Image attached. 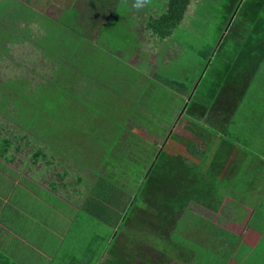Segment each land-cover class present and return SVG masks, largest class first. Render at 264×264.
I'll return each instance as SVG.
<instances>
[{
    "label": "crops",
    "instance_id": "obj_1",
    "mask_svg": "<svg viewBox=\"0 0 264 264\" xmlns=\"http://www.w3.org/2000/svg\"><path fill=\"white\" fill-rule=\"evenodd\" d=\"M217 1L191 0L186 7L185 17L191 14L189 17L193 21L194 15L197 13L202 12V16L204 14L207 16L210 10L212 11L210 9L211 6L216 4ZM30 2L50 3L60 6L61 9H59L56 19L33 9V15L36 19L33 18L32 22L26 23V29L20 28L18 29L19 33L16 32L17 36L20 35V32L27 35L29 29L32 30L30 32H35L38 29L36 37L30 35V39L33 42L29 43L27 40H19L15 43V46L21 45L24 48H31L32 51L40 49L42 52H39L41 55L32 54L31 52L28 59L25 58L22 64H18L17 61L15 64V67L19 66L20 68L18 75L17 71L14 73L15 76L31 80L32 88L30 91H33L34 94L30 93L29 99L41 100L42 98H47L51 103L50 99L52 96L47 95L49 91H46L45 88L51 86L49 82L56 75L62 77L63 75L61 74H65L70 70L72 74L75 73L74 75L79 78L75 90L77 93L79 91L78 94L83 99V96L88 94L95 85L103 87L101 83L102 75H104L105 70L109 72V70L113 69V65L109 63V58H112L117 63L128 58L127 62L129 61L130 66H128L130 69L134 72H140L144 77L154 76L151 82L159 84V90L160 86H163L162 88L167 94L166 86L160 81V78L158 81L155 78V70L158 67L155 66L154 71L149 73L139 66L143 62L139 54L134 58L132 55L129 57L121 53L134 48V45H136L134 38L129 44L126 39H124L125 43H118L112 41V36L108 32V30L114 29L108 28L110 24L108 21L114 18L115 13H117L116 19L123 17L137 19L138 23L135 24L137 25L136 27H139L136 30L137 35H139L138 41L143 42L144 39H141V35L151 36V33L145 30L147 20L160 17L165 11L167 0H162L161 2L146 0L145 6L142 8L133 7L134 0H83L82 5L78 3L79 10L77 8L78 4L71 3L69 5V0H30ZM73 2L76 1L74 0ZM94 3L100 5L99 9H97L98 7L94 8ZM120 3H123L121 8ZM161 4H164V7ZM119 10L128 16H118ZM62 20H71L72 22L67 24L72 25L70 27H67V25L63 26L65 28L56 27L55 25L59 26ZM52 22L54 29L51 30L45 24ZM1 31L7 32V38L9 37L8 40H2L1 43L3 41L4 45L5 42L10 43L13 40V36L9 33V29L8 31ZM117 31L119 30L117 29ZM126 31L123 32L124 35L129 33L128 30ZM52 34L59 36L54 43L59 49L57 51L53 47L49 53L48 50L50 49L46 48L47 52H45L37 43L44 41L47 47L50 46L47 43L50 42V38L52 39ZM70 35L72 37L74 35V41H72L73 39L70 40ZM17 36L15 38H19ZM36 41L37 43H35ZM129 46L131 49H128ZM2 47L10 50L12 46L9 45V48ZM76 47L81 49L83 58H88L89 62L93 63L94 66L89 69L96 71L97 77L92 76L87 71V67L75 70L77 69L76 65H71L72 61L69 64L66 52H69L70 49L73 51ZM19 55V58L23 57L21 56L22 54ZM81 56H77L78 61L80 58L82 60ZM14 59L12 58L15 63ZM7 61L5 59L2 60V64H6ZM39 61L44 68L36 64ZM34 68H36L35 72ZM2 69L4 68L2 67ZM43 69L46 72L40 74L39 70ZM3 71L5 72V70ZM40 79H42V83ZM35 80H38L36 86L33 85V83H36ZM91 80L93 81L90 82ZM42 84H45V86L43 87ZM43 91H45L44 95H39ZM93 93L94 89L90 94ZM82 107L87 110L88 108H93V105L85 102ZM162 129L166 130V127L164 126ZM51 141V145L46 150L49 155L45 158V164L54 166L56 172L50 174L52 181L48 182V189L40 188L35 183L33 176L28 178V180L30 179V185L23 182L26 179L23 172H17L18 174H16L14 171L12 173L7 170L5 173L6 178L10 177V175H16L13 181L14 184H20L18 192L29 190L30 198L32 197L35 200L31 206H25L24 202H19V204L16 202L14 206H0V252L4 256L0 264H87L93 257V259H99V256L101 258L103 249L110 247V245L112 246V244L119 246L125 241L129 242L131 237L143 239L148 244L159 247L158 243L153 242L154 239L159 241L163 232L162 230H155L151 226L152 218L148 215L149 207L148 209L143 208L147 212L145 214L148 215L143 221L141 219H132L133 217L129 214L130 209H125V206H131V202L134 200L133 196L137 190L135 184L132 186L133 180L130 181L128 172L123 169L120 171V166L124 164V157L132 160L135 157L127 153V148L122 147L125 153L120 154L121 156L117 154V149L107 152L103 146L100 147L99 145V143L108 142L103 137L92 140L72 139L64 141V144L62 142L56 143L53 139ZM158 141H161V137ZM231 141L236 147L232 151L233 153L230 150L228 151V145H222L223 151L231 153L230 160L226 161L225 166L218 173H214V175L210 172L206 173V177L204 176V179H200V185H197V187L202 189V194L210 195L211 199L213 198V189H224H219V193H223L225 190L227 193V189L237 190L239 189L238 181L241 180L245 182L244 184L247 187V183L252 181V184L257 189L255 193H252L254 198L251 203H246L250 205L236 206L235 211L232 206H226L224 200L229 199L228 196L220 200V202H225V206H222L221 203L220 206L212 207L196 206L197 204L194 205V203L189 205V213L193 216L186 219H183V215L180 216L175 224L176 229L178 228V236L175 237L171 230L169 235L166 234L167 236L165 235L161 239L166 241V243L176 242V244L182 245L189 255V258L186 257V262L191 264L190 258H193V261H201V264H244L237 257L238 251L236 250L239 245L245 244L255 247L262 240V232L257 230L256 227H260L261 224L264 225V217H259L255 214L257 211L264 209V206H261L264 202V172L258 171L256 167H251L250 164L246 167L243 162L239 163L238 160L240 156L242 157L241 151H246L247 142L240 138ZM117 142L122 146L131 147L127 139H119ZM151 142H147L152 147V150L148 147L150 151L155 152L156 147H161V144L157 145L156 140H153V143ZM33 144L35 145V143ZM79 147H84L81 148L80 155L76 152ZM84 157L89 159L87 165ZM37 161L31 158L30 166H26V168L30 169ZM240 166L243 170L237 171ZM257 172H262L259 180L255 178ZM139 175L142 176V172ZM55 178L58 180H53ZM217 180L219 181L217 182ZM8 186L11 187L12 185L10 183L8 185L4 184L2 189ZM242 186L243 184L241 189ZM234 215L236 216L234 217ZM125 216L129 219L130 224L120 229L123 226L122 223ZM25 217H34V219H25ZM140 220L142 223L147 222L144 226L147 227L149 225L151 227V231L147 228L142 231L147 238L139 235L137 226L140 224ZM257 220L259 221L258 224H256ZM241 224L243 231L240 234L230 230L231 227H234L233 225L239 227ZM250 224L251 227H248ZM101 226H105L107 229L105 231L97 230V227ZM262 230L264 231V229ZM222 234L225 235L224 238H219ZM65 243L69 245L66 246ZM196 245L199 246L197 252ZM98 259L95 260V264H97ZM181 263L183 264V261ZM174 264L177 263L175 262Z\"/></svg>",
    "mask_w": 264,
    "mask_h": 264
},
{
    "label": "trees",
    "instance_id": "obj_2",
    "mask_svg": "<svg viewBox=\"0 0 264 264\" xmlns=\"http://www.w3.org/2000/svg\"><path fill=\"white\" fill-rule=\"evenodd\" d=\"M190 1L167 0L165 11L160 17L148 19L145 24V30L151 33L150 37L163 41L175 34L186 18L185 11ZM29 4L30 0H0V18L11 21L12 24L5 27L14 32V24L19 25L20 21L32 22L34 19L30 15L34 10ZM210 9L212 11L210 10L208 16L218 27V32L212 44L203 46L202 51L204 52H197L196 71L199 73L196 77L187 80V84L174 77H169L167 80L164 77H158V80L160 78L166 86L167 95L170 93L175 100L174 115L170 121L167 119L168 124L175 126L185 122L184 126L189 135L179 136L172 132V128L166 127V130L162 129L164 133L161 147H156L155 152L151 151L152 159L140 155L136 162L135 159L124 157V164L121 165L124 167L132 165L133 169H138L143 174L133 179L137 190L131 206H125V209H130L133 213L135 208L148 209L149 207L148 215L152 218L151 226L155 230H162L161 238L166 234L169 235L171 230L175 237L178 236V228L176 229L175 224L181 215L183 219L189 218V205L192 203L205 205L204 200H207V206L203 207L210 206L212 200L210 195L202 194V189L197 185H200V179H204L206 173L210 172L213 175L218 173L225 166L226 161L230 160L232 151L236 149L231 140L237 137L236 135L233 137L229 126L234 123L232 119L234 112L264 60V0H218ZM202 17L204 18L205 14ZM64 21L72 22L71 20ZM1 26L4 25L0 21ZM53 27L50 26L49 29L52 30ZM20 28L26 29L25 25ZM18 36L19 38L15 40H9L14 49L17 48L15 47L16 41H23L24 38L29 43L32 41L26 33L20 32ZM8 39L7 32L0 30V68L7 65V63L2 64L4 60L2 56L6 55V51H12V47L10 50L2 47L1 41ZM37 44L42 50L48 48L44 41ZM11 59L8 58L13 62ZM74 74L71 70L63 74L61 79H64V83L61 82L60 76L56 75L49 82L51 86L45 88L49 91L47 95L52 96L51 103L49 99L42 98L37 100L38 102L35 100L36 106L24 101L29 99L32 88L30 87L31 80L9 75L3 81L0 77V112L6 113L7 120L17 127L15 134L13 131L10 133L9 129L4 128L0 122V206H14L16 202L18 204L24 202L25 206H31L32 202L34 203L35 199L30 198L29 190L18 192L20 184L15 183V185L13 181L16 175H10L9 179L5 177L6 171L9 170L6 164L12 162L22 148H31L28 155L34 161L38 159L46 161V150L53 139L49 137L53 126L55 129L53 132L57 129L61 138L58 143L72 140L67 129L72 127L71 118L77 116L75 114L76 105L80 106L81 110L85 103L80 95L75 94L77 93L75 86L79 78ZM35 81L33 85L36 86L38 80ZM172 86H176V90H173ZM27 87L28 93L24 91ZM17 98L25 104L16 102ZM177 98L178 106L176 105ZM4 101H7L10 107L12 103L17 105L14 109L16 114L13 113L14 111H9L8 106L1 107ZM48 106L50 107L47 108ZM154 119L156 120V117ZM99 130L103 131L100 128ZM107 130L111 132L112 128ZM94 136L106 138L107 143H98L107 152L117 149V154L121 156L120 154L125 153L122 147L127 148L128 154L132 152L131 147L119 144L117 135H112V132ZM95 137L92 139H96ZM124 137V139L129 138L127 135ZM176 140H180V143H175ZM223 144L229 146L228 151L230 150L231 153L227 151L222 153ZM257 170L264 172V163ZM179 176L183 179V183L178 181ZM23 182L30 185V179H24ZM9 183L11 187L2 189L4 184ZM173 185H179L180 189L172 188ZM140 203L141 206H138ZM220 203H215L214 206H220ZM135 204L137 205L132 206ZM148 215L143 216V219H146ZM255 215L262 217L259 211ZM124 218L120 229L130 224L127 216ZM139 222L137 226L139 232H142L144 228L151 229L149 225L144 226L147 222L142 223L141 220ZM248 227H251V224ZM256 229L262 232L261 242L255 247L240 244L236 251L239 252L242 247L246 252L245 256L259 253L253 263L264 264V231L261 227H256ZM170 244L178 253L177 255L169 253ZM186 252L188 251L176 242L166 243L165 241L163 245L157 247L148 244L143 239L131 237L129 242L125 241L119 246L112 244L103 249L101 258L99 256V259H93V257L87 264H95L97 259V264H174L175 262L178 264L184 261L182 254L185 256L188 254ZM2 258L4 256L0 252V261ZM194 264H201V261H194Z\"/></svg>",
    "mask_w": 264,
    "mask_h": 264
},
{
    "label": "rangeland",
    "instance_id": "obj_3",
    "mask_svg": "<svg viewBox=\"0 0 264 264\" xmlns=\"http://www.w3.org/2000/svg\"><path fill=\"white\" fill-rule=\"evenodd\" d=\"M3 1V0H2ZM5 1V0H4ZM67 1V0H66ZM70 4H81L83 0H75L76 2H73L74 0H69ZM72 1V2H71ZM158 2H161L162 0H156ZM164 1V0H163ZM79 4L77 6L79 10ZM123 3H120V8ZM32 9H35L42 14L52 17L53 19L57 18V15L59 14L60 6H55L50 3L40 2V3H33L30 2L29 4ZM162 7H164V4H161ZM211 6V5H210ZM98 7V8H97ZM100 5L97 3H94V8L99 9ZM31 13V12H30ZM198 14V16H197ZM194 15V20L192 21L189 16L191 14L186 15V18L183 22V24L179 27V29L176 30L175 34H173L171 37L166 38L163 42L158 41L155 37H149L146 34L144 36H140L141 39H144L143 42L138 41L137 35V25L135 23H138L137 19H131V18H117V13H115V17L111 18L108 23H110L108 28H114L111 30H108L109 34L112 36V41L118 42V43H125V40L128 41V44L132 41L134 38L135 44L134 48L129 51L121 52L122 54L126 56H134V58L139 54V57L143 60L141 63V66L143 69H145L147 72L151 73L154 71L155 66L158 67L155 70V78L158 81V77H164L169 79L171 78H177L184 81L185 84H187V80H190L192 77H196L198 71H196V56L197 52L202 51L204 49L203 46H206L207 44H212L216 33L218 32V27L214 25V21H211L210 16H205L202 19V12L197 13ZM214 14V13H213ZM1 16V15H0ZM32 18L36 19L32 14L30 15ZM118 16H128L124 15L122 11L119 10ZM0 21L3 23L4 26H1V30H7L8 26L12 25L11 21H7L6 19H1ZM192 21V22H191ZM18 22V21H17ZM107 22V21H106ZM26 22L20 21L19 25H15L14 23V32L9 30V33H11L14 38L17 36L16 32L21 26L26 25ZM67 21H62L61 24L55 25L56 27L65 28L63 26L67 25V27H70L72 24H67ZM105 24V23H104ZM46 27L54 26L53 23L45 24ZM120 27V28H119ZM136 27V28H135ZM135 28V29H131ZM29 29V28H28ZM117 29L119 31H117ZM31 29L28 30L27 35H32L36 37L38 35V29H36L35 32H30ZM126 30L129 31L127 34H123ZM32 31V30H31ZM127 32V31H126ZM4 34V33H3ZM40 34V32H39ZM5 35V34H4ZM3 35V38H4ZM52 39L50 38V42L47 43L48 48L50 51L54 47L58 51V47L54 45L55 41H57L58 37L57 35L52 34ZM70 40L74 41V35L69 36ZM25 41V38L24 40ZM72 43V42H71ZM8 44V45H7ZM10 43L9 42H2V46H5L9 48ZM17 47L14 49L12 47V51H6V55L2 57L5 59V61L8 60V58H15L14 61H7V65L4 75H2V68H0V77L1 79L9 75L15 76L14 73L16 71L18 72L17 75L20 72V68L15 67L16 61L18 64H22L24 62V59H28L31 52L32 54L37 53V55H41L40 49L37 51H32L31 48H24L21 45L15 46ZM128 49H131L130 46ZM43 50L46 51L44 48ZM41 52V53H39ZM82 51L81 49H78L76 47L75 50H71L66 52V57L68 56L69 64L70 61L73 62L74 65H76L77 68H84L87 67V71L92 75L97 77V72L92 71L89 68L94 66L93 63H90L88 58H83L81 55ZM18 54H22L20 57ZM6 56V57H5ZM18 56V57H17ZM77 56H81L82 60L78 61ZM17 57V58H16ZM66 59V58H65ZM99 59V58H98ZM128 59V58H127ZM127 59L120 60V63H117L112 58H109V63L113 65V69L109 70V72H106L105 70L104 75H102L101 83L103 84V87L99 85H95L94 93L86 94L83 96L82 99L84 102L91 103L93 105V108H88L87 110L82 107L80 110V106L76 105V115L72 117L71 121V128L67 129L69 132L68 134L71 135L72 139H78V140H92L94 135H101L109 134L112 132V135H117V139H124V135H127L129 138L127 139L128 144H131L130 146L132 148V152L130 153L131 156H135L134 159L137 162L140 155H144L145 157H149V159H152L150 156L152 147L147 144V142L153 143V140L157 141V145L161 144L162 142V136L164 131L162 128L169 127L172 128V132L179 135V136H187L189 133L185 129L184 123L182 122L179 125L170 126L168 124L167 119L170 121L174 115V98L173 96L168 93V95L164 92L163 88L160 86V90L158 87V84L155 82H151L154 79V76L151 75L148 77L142 76L140 72H134L132 69L129 68V61L127 62ZM12 60V59H11ZM67 60V59H66ZM127 62V63H126ZM36 63V62H35ZM137 63V62H136ZM40 65L42 68V63L39 61V63H36ZM62 64V63H60ZM118 64V65H116ZM156 64V65H155ZM129 65V66H128ZM40 67V68H41ZM68 70V69H67ZM36 71V68H34V72ZM46 71L39 70L40 74H43ZM16 75V77H18ZM63 75V74H61ZM48 78V77H47ZM43 79V77H42ZM40 79V82L42 81ZM50 79V76H49ZM61 79V77H60ZM95 80V79H93ZM91 80L90 82H92ZM64 79H61V82H63ZM150 81V82H149ZM42 83V82H41ZM56 83H58L56 81ZM64 83V82H63ZM91 84V83H90ZM43 87L45 84H42ZM93 86V85H92ZM31 87V86H30ZM173 90H176V86H172ZM24 90V89H23ZM26 93L29 92V89L24 90ZM75 91V90H74ZM157 91L158 96H157ZM34 94L33 91H30ZM44 92H41L39 95H44ZM79 93V91H78ZM75 93L76 96L79 94ZM81 98V97H80ZM16 102H19L22 104H32L35 105V100L27 99L22 101L21 99L17 98ZM178 106V98L176 102ZM8 104V105H7ZM172 104V105H171ZM8 106L9 111H14L16 108V104L12 103V106L10 107L9 103L7 101H4V103H1V107ZM133 106V107H132ZM29 107V106H28ZM133 108V109H132ZM12 109V110H11ZM16 114V111L13 112ZM4 114V115H2ZM148 114V115H147ZM148 116V119L146 117ZM156 117V120L154 119ZM153 120H149L152 119ZM166 119V121H164ZM234 123L229 126L230 131L234 135H236L237 138H240L247 142V148L246 151L242 152V157L239 158V163L243 162V164L247 167L249 164L251 167H257L261 168L264 163V60L262 61L261 67L257 70L255 73L254 78L252 79V82L249 84L248 89L246 90L243 98L240 100L238 107L236 111L234 112L233 118ZM147 120V122H145ZM0 122L2 123L3 127L6 129H9V132L12 131L14 134L17 131V127L15 124L10 123L6 118V113L0 112ZM145 124V125H141ZM166 123V124H164ZM102 129L103 131L99 130ZM112 128V131L109 132V129ZM150 128V129H146ZM53 126V131H54ZM50 133V138H53V141L58 143L60 142L59 134L57 133V129L55 132ZM157 133V134H156ZM56 135V136H55ZM161 137V141H158ZM96 138V137H95ZM59 140V141H58ZM62 141V140H61ZM180 140L174 141L175 143L179 144ZM16 144V143H14ZM62 144L63 141H62ZM241 144V143H240ZM183 147V145L181 144ZM148 147H150L148 149ZM81 148L76 150L78 152V155H80ZM29 149L31 148H22L21 151H19L12 162L6 164L8 171H14L16 174L19 172H23L24 177L26 179L35 178V183L40 188H49L48 182L52 181V177H50V174L52 172H56L55 167L50 165L47 166L45 164V161L42 159H38V161L31 166L30 169L26 168V166H30L31 156L28 155ZM48 149V148H47ZM223 153V150H222ZM83 154V153H82ZM240 154V153H238ZM49 155V153H47ZM88 156V155H87ZM86 159V165L88 164V157H84ZM124 160V158H123ZM146 161V160H144ZM245 167V168H246ZM120 171L122 169L124 171H127L129 174V179L132 181L134 178L139 177L141 171L138 169H133V166H120ZM242 167L240 166L237 171H242ZM18 172V173H17ZM262 172L256 173V180L261 179ZM58 180V179H53ZM178 181L180 183H183V179L179 176ZM219 180H217L218 182ZM243 180L238 181L239 189H227L228 192L226 193V190L223 193H219L220 190H224L222 188L219 189H213L212 193V200L210 202V206H214L215 203H219L221 199L226 198L227 196L229 199L224 200L226 202V206H232V209L235 211L236 206H249L251 203V200L254 198L252 193L256 192L257 187L252 184V181L250 183H247L248 187L244 184ZM135 182L133 181L132 186H134ZM228 184V181H227ZM242 189H241V185ZM136 185V184H135ZM229 187V186H228ZM172 188L180 189L179 185H173ZM205 205L203 204H197L196 206H207V200ZM225 202H221L222 206H225ZM244 204V205H243ZM138 206H141L138 204ZM261 206H264V202L261 204ZM239 210V209H238ZM132 212V210L129 212V214ZM186 212V211H185ZM146 212L143 210V208H135L133 213H131L132 219L139 220L141 219L143 221V216H146ZM264 215V209L259 210V215ZM263 214V215H262ZM193 216L189 214V218ZM236 215H234L235 217ZM25 219H34V217L29 218L25 217ZM244 219V218H243ZM259 221H256V224H258ZM234 227H231L230 230L234 231L237 234H240L243 231L242 224L238 226L233 225ZM262 229H264V225H260ZM107 228L105 226L97 227V230L105 231ZM183 232V231H182ZM139 235L147 238V236L139 232ZM224 234L220 235L219 238H224ZM150 238V236H148ZM152 239H154L152 237ZM164 240L160 238L159 241L154 239L153 243H158L159 245H163ZM66 246H68V243H65ZM244 245V244H243ZM160 250V249H159ZM199 250V246L196 245V252ZM169 253L177 255L178 253L173 250L172 244L168 247ZM246 252L243 251L242 247H240V251L238 252L237 256L241 259V261L244 264H254L255 258L258 256L259 253H256L255 255H247L245 256ZM183 264H191L190 262H186L187 255H183ZM247 257V258H246ZM191 260L192 264H194L193 258L189 259ZM196 262V260H195ZM182 264V263H178Z\"/></svg>",
    "mask_w": 264,
    "mask_h": 264
},
{
    "label": "clouds",
    "instance_id": "obj_4",
    "mask_svg": "<svg viewBox=\"0 0 264 264\" xmlns=\"http://www.w3.org/2000/svg\"><path fill=\"white\" fill-rule=\"evenodd\" d=\"M146 0H134L133 7L142 8L145 6Z\"/></svg>",
    "mask_w": 264,
    "mask_h": 264
}]
</instances>
